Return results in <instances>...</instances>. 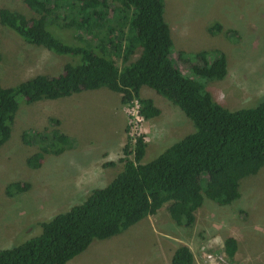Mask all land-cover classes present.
Returning <instances> with one entry per match:
<instances>
[{
  "label": "trees",
  "instance_id": "1",
  "mask_svg": "<svg viewBox=\"0 0 264 264\" xmlns=\"http://www.w3.org/2000/svg\"><path fill=\"white\" fill-rule=\"evenodd\" d=\"M37 17L10 9L0 10V23L32 46L67 56L56 76L37 75L11 87L0 85V148L11 138L23 104L59 100L89 90L107 88L121 94L123 105L140 103L145 120L161 115L143 87L180 108L195 132L144 163V136L129 141L124 164L110 184L92 190L82 203L42 222L41 233L0 250V264H67L85 252L94 240L120 235L165 205L183 228L196 224V213L209 199L230 206L240 199L241 181L264 168V101L255 107L230 110L206 90L202 80L223 79L226 55L217 50L180 53L195 77L187 76L173 59L171 28L165 19L164 0H22ZM71 29L77 42L68 43L51 30ZM221 29L216 23L210 29ZM138 55V58L132 60ZM115 58L122 61L119 67ZM51 123L59 125L56 119ZM27 145L38 151L28 158L39 169L46 155L61 156L77 146L74 137L59 129L23 133ZM133 156V159L129 156ZM28 184L12 183L8 195L25 192ZM230 256L238 242L225 241ZM171 264H195L191 248H177Z\"/></svg>",
  "mask_w": 264,
  "mask_h": 264
},
{
  "label": "rangeland",
  "instance_id": "2",
  "mask_svg": "<svg viewBox=\"0 0 264 264\" xmlns=\"http://www.w3.org/2000/svg\"><path fill=\"white\" fill-rule=\"evenodd\" d=\"M164 1L178 67L195 78L179 54L221 51L227 58V75L220 80H202L214 100L230 110L255 107L264 101V0ZM1 9L37 17L22 0H0ZM216 23L221 29L212 32ZM50 30L65 42H77L74 30ZM115 60L121 67L122 61ZM69 62L76 60L27 44L0 23L1 86H15L37 75L56 76ZM143 88L142 97L152 98L161 115L143 119L137 128L130 125L132 110L122 104V95L107 88L21 106L12 136L0 148V250L39 235L42 222L84 202L92 188L110 184L124 168L119 160L125 157L124 148L134 135L145 137L144 163H149L195 132L193 122L180 108ZM51 119L60 124L51 123ZM53 129L74 137L76 148L61 156L46 155L41 168H30L27 160L38 148L27 145L23 133ZM12 183L29 187L9 196ZM240 192V199L230 206L205 199L191 229L180 227L171 218L167 204L120 235L94 240L69 263L171 264L175 250L187 245L195 264H264V168L242 180ZM230 237L238 242L234 256L225 248Z\"/></svg>",
  "mask_w": 264,
  "mask_h": 264
},
{
  "label": "built area",
  "instance_id": "3",
  "mask_svg": "<svg viewBox=\"0 0 264 264\" xmlns=\"http://www.w3.org/2000/svg\"><path fill=\"white\" fill-rule=\"evenodd\" d=\"M127 106L130 108V109L128 108L129 112L130 110H132V113H131L132 119L130 118L131 119L130 125H132L133 128H137L139 123L144 119L140 114V103L139 101H134L133 103ZM139 136H143V135H140L139 133L137 135H134L133 142Z\"/></svg>",
  "mask_w": 264,
  "mask_h": 264
},
{
  "label": "crops",
  "instance_id": "4",
  "mask_svg": "<svg viewBox=\"0 0 264 264\" xmlns=\"http://www.w3.org/2000/svg\"><path fill=\"white\" fill-rule=\"evenodd\" d=\"M145 90H146L145 88L142 89V91H141V97H142V94H143V92H144ZM142 98H144V97H142ZM149 99H152V98H149ZM152 100H153V99H152ZM146 154H147V152H146ZM92 190H94V189L92 188ZM70 262H71V261H70ZM67 264H70V263L68 262Z\"/></svg>",
  "mask_w": 264,
  "mask_h": 264
}]
</instances>
